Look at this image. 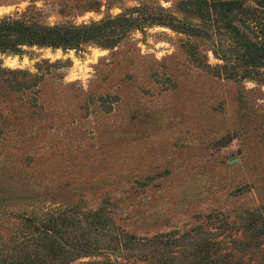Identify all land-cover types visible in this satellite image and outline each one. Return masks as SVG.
<instances>
[{"label": "rangeland", "instance_id": "rangeland-1", "mask_svg": "<svg viewBox=\"0 0 264 264\" xmlns=\"http://www.w3.org/2000/svg\"><path fill=\"white\" fill-rule=\"evenodd\" d=\"M260 1L0 0L30 24L137 19L111 45L0 50V264H264V66L217 22L250 6L235 25L263 42Z\"/></svg>", "mask_w": 264, "mask_h": 264}, {"label": "trees", "instance_id": "trees-1", "mask_svg": "<svg viewBox=\"0 0 264 264\" xmlns=\"http://www.w3.org/2000/svg\"><path fill=\"white\" fill-rule=\"evenodd\" d=\"M261 2L262 1L257 0L258 5ZM242 9V11H239L238 7L234 5L233 9H231L230 16L227 18H218L217 22L220 25L219 27H229L228 33L232 35V37H236L238 43H240V38H242L244 51L239 54L240 56L237 58L239 61L252 68L264 66V41H259V36L257 35L254 36L256 39H253V36L246 31H241L240 28L235 25L239 13L250 14L255 11V9L250 6H245V8ZM136 21L137 19L135 18L117 16L99 23L91 22L81 25H42L30 24L12 16H6L0 19V50L3 52L19 53L24 46L33 45L79 48L84 43L100 41H105V43L109 42V44L106 45H111L112 43H110V41L119 35V31L121 30L119 27L124 28L125 24H127V26L133 25ZM246 27L248 28L247 24ZM113 41L116 42V40ZM48 225L49 229L54 228V230L60 232L55 222ZM165 236L166 242L164 244L166 248L173 246L172 244L174 243L192 238L189 232H185L178 236V233L175 231L166 233L159 238L163 239ZM130 238L136 237L130 235ZM158 240L160 239H157V241ZM139 241L140 239H137V243Z\"/></svg>", "mask_w": 264, "mask_h": 264}]
</instances>
